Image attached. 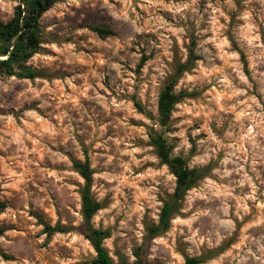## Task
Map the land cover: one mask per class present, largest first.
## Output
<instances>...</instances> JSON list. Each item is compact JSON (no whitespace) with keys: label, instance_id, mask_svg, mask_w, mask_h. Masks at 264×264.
<instances>
[{"label":"clouds","instance_id":"clouds-1","mask_svg":"<svg viewBox=\"0 0 264 264\" xmlns=\"http://www.w3.org/2000/svg\"><path fill=\"white\" fill-rule=\"evenodd\" d=\"M28 2L29 0H9L4 4V10L9 12V17L0 22L5 26L9 19L15 18L12 14L14 7L19 6L21 15L18 30L11 34V38L0 36V62H7L13 73L7 75L8 68L0 73V97L11 92L17 84L29 83L26 78L17 79V75L25 69L38 72L43 79H36L37 88H25L17 95V100L20 101L15 105L17 111L19 112L25 101L39 99L37 108L45 110L46 125L47 121L54 118L67 121L65 126L69 129V139L75 145L77 153L80 152L81 145L77 144L73 135V124L76 125V133L82 137L93 160H96V148L104 150L103 170H98V178L114 180L116 184L101 186L100 189L94 186L93 192H99V197L115 194L107 209L112 215L104 220V228H113V231L111 238L93 237V240L99 239L100 247L104 249L120 247L127 264H133L135 257L132 255L130 242L136 241L139 245L140 238L147 235L146 225L141 223L143 209L152 208L147 224H158L159 220L154 221L153 216L158 204L163 208V204L173 198L179 175L177 170L187 168L192 172L195 169L202 177V187L199 190V201L202 203L197 202L191 208L185 206L181 209L191 215L189 226L186 229L172 228L165 235L164 240L171 245L170 249L167 245L159 247L164 240L157 238L151 246L152 255L147 259L155 260L159 256L165 264H184L186 259L198 261L199 264H264V47L253 43V40H258L260 30L264 29V0H224L225 11L234 14L237 22L244 21L243 29L233 26L231 36L238 40L244 34L247 43L241 44L240 48L243 49L242 55L248 59L250 76H245L240 56L231 49V65L227 61L221 67L212 63L216 56L205 47L209 41L203 39V36L210 29L201 28L205 21L198 9L200 0H181L179 3L172 0L167 3L165 0H54L49 7L41 8L35 14L38 17L34 25L39 28L35 33L39 40L38 46H34L35 41L31 39L32 21H27L29 28L24 27L26 17L31 15L27 11ZM76 4L86 13L101 17L100 22L115 32L119 39L108 37L101 44L96 33L90 32L87 27L74 30L70 28L63 17L76 16L69 7ZM209 8H213L211 0H208L205 11ZM165 11L173 13L168 18L173 23H167L165 17L159 14ZM215 11L218 15L211 16L207 23L214 22L217 29L224 27L227 30V25L219 24V16H224L225 20L228 17L220 11L218 0ZM145 12L148 13L147 19L143 15ZM56 17L60 19L54 20ZM193 20L196 35L201 38L198 48L203 49L206 54L204 67L207 70L201 75V62L197 61L198 66L192 70L190 76L188 71H178V64L186 63L188 56L181 47L174 61L171 37H175L177 41H187V34L192 31L190 21ZM76 24H82V20L77 19ZM147 32L154 33L155 37L141 35ZM223 36L224 33L218 32L217 38ZM81 37L91 39L92 43H87ZM68 38L70 42H65ZM134 45L138 46L132 52ZM50 48L60 53L54 58L56 63H52L50 56L45 54L46 49ZM81 48H98L104 69L98 67L95 52L86 56L79 51ZM154 50L155 55L152 56ZM142 54L150 58L140 68L139 75L134 76L133 71L140 65ZM66 62L73 67H64ZM81 63L86 69L77 75L74 69ZM186 67L190 65L186 64ZM105 69L114 70L115 73L110 76L107 86L104 80L109 73ZM65 72L70 73V79L65 78L63 81L65 85L77 80L88 82L92 93L88 99L92 103L87 110L83 106L78 109L75 106L71 109L60 108L55 102V89L51 90V95L40 96L39 85L45 79H52L54 82L57 75ZM124 76H127V81L118 83ZM255 84L260 87L255 88ZM212 85L221 91L216 93ZM109 87L115 91V98L111 95L107 99L94 95L101 89L108 92ZM182 89L187 93L197 92L200 95L195 101L185 97L183 101L172 105L171 112L166 114L163 101L167 97L162 94L178 96ZM43 91L47 93L49 89L45 88ZM221 97L222 106L219 104ZM96 105L103 107L97 108ZM135 105H139L142 111L138 112ZM12 106L0 102V108ZM107 109H112L113 113L122 112L123 116L118 120L115 115L109 116ZM69 111H78V117L69 116ZM196 115L200 118L194 119ZM177 116L182 117L179 122H176ZM29 117L35 118V110L21 112L16 119L23 121ZM129 117L142 123L134 124ZM20 127H24L23 123ZM249 127L254 131H249ZM113 128L115 131H112ZM19 130L17 128L16 132ZM201 133H206V138H202ZM25 134H30L29 129H25ZM189 135L193 143H189ZM175 137H179V141H174ZM157 139L164 146L168 162L160 154L161 144L152 143ZM0 140H3L4 146L9 143L3 137ZM244 144H248L246 152ZM114 145L124 147L121 149ZM135 153H140L141 158L137 159ZM124 157L131 159L125 161ZM177 157L184 164L173 165L171 162ZM149 162L152 166L145 170ZM92 167L95 168L96 164ZM133 168L141 172L142 177L133 175ZM154 168L157 170L154 171ZM209 176L211 179H208ZM141 179L145 183L136 192H132L130 188L140 184ZM39 180L40 177L37 176L36 181ZM62 187L67 189V185ZM125 188H129L127 193ZM40 191L44 192L47 199L49 195L56 196L58 190L56 185L47 182ZM141 194L146 196L147 203L140 201ZM117 196L119 200L115 198ZM36 197L39 206V193ZM61 197L65 201L60 208L61 225L71 227L75 223L78 226L77 231L85 235L100 229L95 220L88 221L83 215L73 220L65 211L66 193H62L57 199ZM192 199L196 197L193 196ZM6 215L11 218L12 213L8 212ZM114 219L119 220L117 227L113 226ZM18 228L21 233L19 235L5 232L0 236V264H70L69 261L60 259L63 252L53 243L43 246L46 243L45 237L40 236L37 239L39 229L29 231L27 223L18 225ZM121 235L123 239L118 245H114L117 237ZM10 236L14 238L9 239ZM69 238L71 237H65ZM57 239L59 238L53 236V241ZM80 245L82 247L79 251L84 253L81 258H89L87 252L91 250V245L82 236ZM172 250L176 251V255L169 258L168 253ZM109 255L120 264L112 252Z\"/></svg>","mask_w":264,"mask_h":264},{"label":"rangeland","instance_id":"rangeland-1","mask_svg":"<svg viewBox=\"0 0 264 264\" xmlns=\"http://www.w3.org/2000/svg\"><path fill=\"white\" fill-rule=\"evenodd\" d=\"M8 2L9 0H0L1 21L9 17V12L4 10V4ZM167 2L168 0H165V3ZM172 2L179 3L181 2V0H172ZM218 2L220 4V11L224 12L225 16L228 17L227 20H225L224 16H219V24L222 26L227 25V30L224 27H220L219 29H217V25L214 22L210 24L207 23L211 16L218 15V13L215 11L217 0H211L213 8H209L207 12L205 11V8L207 6L208 0H200V3L198 4L199 12L203 14L205 21V23L201 24V28L207 27L210 29L203 36V39L209 41V43L206 44L205 47H207L210 52L215 54L216 59L212 63L216 67H221L225 64V61H227V63L231 65L233 61L232 51H236L237 55L240 56L241 62L244 65L245 76H250V72L248 71V59L246 56L242 55L243 49L240 48L241 44L247 43L244 39V34L242 33L238 40L232 38L231 36L233 26H238L239 28L243 29L244 21L241 20L237 22L234 14H229L227 11H225L224 0H218ZM69 7L70 11L75 12L77 15L73 17L65 16L63 17V19L73 30L82 26L87 27L90 32H95L94 28L109 29L100 22L102 20L101 17H99L98 15H93L90 12L86 13L85 10L79 6V4ZM14 9L15 7L12 9V14H14ZM137 11L140 10L137 9ZM159 14L165 17L167 23H173L171 19H168L173 15V13L165 11ZM143 15L145 16V19H147L148 13L145 12L143 13ZM58 19L60 18H54V20ZM77 19H81L82 24H76ZM97 24H99V26H97ZM190 27L192 31L187 34V41H177L175 37H171V39L173 40V59L174 61L176 60V58L178 57L179 49L181 47H183L184 51L187 53L188 59L190 57L191 50L194 49L195 55L200 58L197 61L201 62L199 65L200 74L203 75L207 70L204 67L206 63V54L203 52V49L198 48V41L201 38L197 37L196 35L194 20L190 21ZM161 31H163V29H161ZM218 32L224 33V36L217 38ZM96 35L99 38L101 44H103L107 39L101 38L97 33ZM141 35L151 38L155 37V34L152 32L142 33ZM111 37L114 39H119L115 32ZM258 37V40H253V43H258L259 45L264 47V29L260 30V32L258 33ZM81 39L86 40V42L89 44L92 43L91 39L87 37H81ZM249 39H251V37H249ZM65 42H70V38L66 39ZM137 46L138 45H134L131 51L135 52ZM229 49H231L232 51H230ZM79 51L83 52L86 56H90L93 54V52H95L98 57V67L100 69H104V65L99 59V57L101 56V52L98 48H81L79 49ZM45 54L50 56L52 63H56L54 58L60 55L58 51L51 48L46 49ZM151 55H155V50ZM149 58L150 57L148 55H141L140 65L133 71L134 76L139 75L140 68L143 67L144 62ZM197 61H195L192 68L188 70L190 76L192 75V70L198 66L196 63ZM180 64H178V66ZM64 67L73 66L66 62ZM85 69L86 66L81 63L75 67L74 71L77 75H80L81 71ZM105 71L106 73H109L105 75L104 80V84L105 86H107L110 76L115 75V73L114 70L110 71L105 69ZM39 78L43 79L42 76H40ZM65 78L70 79V73L65 72L62 75H57L54 82L52 79H45L44 83H41L39 85L38 91L40 93V96L51 95V90L55 89V92L57 93V99L55 102L60 106V108L71 109L73 106H75L78 109L80 106H83V108L87 110L89 104L92 103V101L88 99L89 94H92L91 89L88 87V82L84 80H77L70 85H65L63 83ZM17 79L20 78L17 77ZM36 79L37 78L28 79L29 83L27 85L17 84L11 92H7L2 97H0V102H3L7 105H13L12 107L0 108V137H3L7 141H9V143L4 146L3 140H0V202L5 203L6 205V208L2 212H0V228H4L5 232H11L19 235L21 233L18 225L27 223L29 225V231H35L36 229H39L37 239H39L40 236L45 237L46 243L43 246L46 247L48 243H53L55 246L62 250L63 255L60 257V259L67 260L70 262V264H73V262L74 264H94L93 259L96 256L95 250L91 243L86 239L85 235L77 231L78 226L75 223H73L71 227L61 225L60 208L65 201H63L62 197L61 199H57V197H60L62 193H66L67 208H65V211L68 212V215L71 216L73 220H76L82 215V189L85 185V181L80 176L77 169L74 167V163L84 162L86 156H88L93 172L91 194L96 201L102 204V208L97 212L92 220H95L96 223L100 225L101 230L108 231L110 233L108 238H111L113 228L105 229L104 220L112 215V213L107 212V209L113 202L112 197L115 196V194H106L104 197H99V192H93V187L95 186L96 189H100L101 186H114L116 184V181L98 178V170H103V163L105 159L103 155L104 150L101 148H96L94 150L96 160H93V158L87 151V146L83 144L82 137L76 133L75 124L72 125V129L77 144L81 145L79 153L76 152L75 145H73L72 140L69 139V129L65 126L67 121L54 118L53 120L47 121V125L45 124V121L47 120L45 110L37 108V105L40 102L39 99H33L31 102L25 101L23 103V107L19 109V112L17 111L15 105L20 102L17 100V95L25 88H37V84L35 83ZM208 79H211V77H208ZM126 81L127 76H124L123 79L118 80V83H125ZM94 87H98V85H94ZM133 87H135L134 83ZM211 87L216 93H219L221 91V89L216 88L214 85H212ZM254 87L259 88L260 85L255 84ZM45 88L49 89V92L45 93L43 91V89ZM207 90L208 89H205V91ZM180 93H184L185 97H187L188 99H192L193 101H195V98L200 95V93L197 92L187 93L186 90L183 89ZM94 95L107 99L109 95L115 98L116 93L112 90V88L109 87L108 92H105L103 89H101L99 92L94 93ZM185 97L181 101H183ZM21 99L23 98L21 97ZM219 104L221 106L223 105L222 97L219 99ZM114 106L115 105H113V107ZM96 107L101 108L103 106L96 105ZM135 107H137L138 112L142 111L139 105H135ZM32 110H35V118L29 117L23 121L16 119V117L21 112ZM176 110L179 111V109ZM107 112L109 116L115 115L118 120L123 116L122 112L113 113L112 109H107ZM78 115V111H69V116L71 117H78ZM237 115L239 114L237 113ZM193 118L199 119L200 117L199 115H196ZM129 119L134 124L142 123L136 122L134 117H129ZM175 119L176 122H179L182 117L177 116ZM241 119H243V117H241ZM13 120H15V124H13ZM21 123H23L24 127H20ZM248 124L250 125L251 121H249ZM57 125H59V127H57ZM17 128L20 129L19 132H16ZM26 128L29 129L30 134H25ZM112 131H115V128H113ZM249 131L254 130L249 127ZM38 133H42V135H38ZM108 134L111 135V132H109ZM200 135L202 138H206L207 136L206 133H201ZM113 140H115L114 137ZM174 141H179V137H175ZM189 143H193L190 135ZM114 146H118L121 149H123L124 147L123 145ZM66 147L68 148V150H66ZM243 148L246 152L248 149V144H244ZM53 153H55L56 155L53 156ZM135 156L137 159L141 158L140 153H135ZM220 158H223L222 155L220 156ZM124 159L125 161H127L128 159H131V157H124ZM94 163L96 164L95 168L92 167ZM151 166L152 163L149 162L148 165H146L145 170H147V167ZM228 167L230 168L231 166L229 165ZM153 170L155 171L157 169L154 168ZM69 173L74 174L70 175ZM132 174L137 177H142V173L137 171L135 168L132 169ZM37 176L40 177L39 182L36 181ZM126 177L127 172H125V178ZM208 179H211V177L209 176ZM200 180L186 193L184 199L181 201L180 209L170 219V226L168 230L161 232L155 237L151 236V234L149 233V228L152 226H157L159 223L147 224L149 213L152 212V208L146 207L143 209L144 217L141 223L142 225H146L145 231L147 232V235L140 238L141 243L139 245H137L136 241L130 242L132 255L133 257H135L133 264H165V261L163 259H160L159 256H157L155 260L147 259V257L152 255L151 246L155 244L157 238L164 240L165 235L170 231V229H186L189 226L188 222L191 221V215L188 212L181 211V209L185 206L191 208L197 202L202 203V201H199V196L201 195L199 190L202 187ZM47 182H51L52 184L56 185L58 191L56 193V196L49 195L47 199H45L44 192H41L40 190L44 188V184ZM144 183L145 182L143 181V179H141V183L137 184L135 188H130V185L129 188L132 192H136ZM63 185H67L66 190L62 187ZM157 187H159V185H157ZM129 188L124 189L125 193L129 191ZM46 191L47 189H45V192ZM37 193H39V206L37 204ZM193 196H195L196 199H192ZM115 198L117 200L120 199L118 196ZM139 199L142 203H147V198L144 194H141L139 196ZM157 199H160L159 195L157 196ZM257 207L259 208V205H257ZM161 210L162 208L158 204L155 215L153 216L154 221L156 219H160ZM8 212L12 213L11 218L6 215V213ZM177 221H180L182 223H177ZM118 224L119 220L114 219L113 226L117 227ZM57 225L66 227L67 231L62 233L55 232L51 235L46 232V226L56 227ZM53 236H56L59 239L53 241ZM81 236L91 245V250L87 252V257L89 258H81L84 256V253H81L79 251V248L82 247V245H80ZM65 237L71 238L65 239ZM8 238L12 239L14 237L10 236ZM122 239L123 235L118 236L117 240L114 242V245H118L120 240ZM166 245L169 249L171 248V245L168 244L166 240H164V243H161L159 247L163 248ZM107 251L112 252V255L116 256L119 262H127L122 255V250L120 247H115L114 249L108 248ZM175 255V250H172L168 253L169 258H173ZM114 262L117 263L116 261ZM185 262L186 260L184 261V264ZM177 264H179V262H177Z\"/></svg>","mask_w":264,"mask_h":264},{"label":"trees","instance_id":"trees-1","mask_svg":"<svg viewBox=\"0 0 264 264\" xmlns=\"http://www.w3.org/2000/svg\"><path fill=\"white\" fill-rule=\"evenodd\" d=\"M54 2V0H29L27 5V11L31 14L30 16L26 17V23L24 25L25 28H29L30 25L27 22L28 20L32 21V36L31 39L35 41L34 46H38L39 40L36 37L35 33L39 31V28L34 26L35 20L38 19V17L35 15L41 8H47L50 6V3ZM14 17L13 19H10L7 25L0 22V36H8V38H11V34L18 30L19 25V18L21 15V9L19 6H16L14 9ZM1 21V20H0ZM94 31L100 36L101 38H108L114 35L113 31H110L107 28H94ZM4 52H7V49L4 50ZM16 56V53H13V57ZM11 59V58H10ZM200 58L195 55L194 49L190 52V57L186 63L180 64L178 66V71L183 73L184 71H188L192 68L195 61L199 60ZM187 65H190V67H186ZM8 68L7 62H0V73L4 72V69ZM7 75H12L11 69L8 68ZM41 75L38 72L35 71H29L25 69L21 74H18V78H26V79H35L40 77ZM171 92V87L169 88V93ZM167 97L163 101V107L166 110V114L170 113L172 110V105H174L177 102H180L184 97V93H180L178 96L170 95L168 93L162 94ZM152 143L154 144H161L160 140H153ZM161 156H163L164 161L168 162L167 160V153L164 151V146L161 144ZM173 165L176 164H184V161L181 160L179 157L176 158L175 161L171 162ZM74 167L77 169L80 176L84 179L85 185L82 189V215L85 216V218L88 221H92L93 217L97 214V212L102 208V204L98 201H96L92 194H91V187L93 182V172L91 169V162L88 156H86V159L84 162H75ZM177 172L179 175H177V187L174 192L173 198L170 199L167 203H164L163 208L160 213V219L159 224L157 226H152L149 228V233L152 237L157 236L161 232H164L168 230L170 226V219L171 217L178 212L181 206V201L184 199L186 193L202 178L200 177L195 169H193L192 172H189L187 168H184L183 170L178 169ZM175 174V173H174ZM183 185V187H181ZM1 192V190H0ZM6 208L5 203L0 202V212H2ZM46 232H48L50 235L55 232H66L67 228L61 225H57L56 227L46 226L45 228ZM5 232L4 228H0V236ZM109 232L104 230H97L94 233H91L89 235H85L86 239L91 243L93 246L96 256L93 259L94 264H117L113 261L111 256L109 255V252L107 249L100 247V240H93V237L97 238H104L107 239L109 237ZM120 264H127L125 261H121ZM142 264V263H138ZM185 264H199L198 261L194 260H187Z\"/></svg>","mask_w":264,"mask_h":264}]
</instances>
